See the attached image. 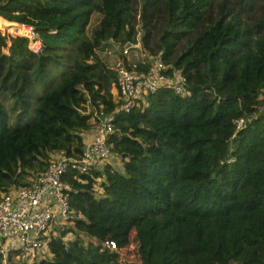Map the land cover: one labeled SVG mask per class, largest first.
Returning a JSON list of instances; mask_svg holds the SVG:
<instances>
[{"label": "trees", "instance_id": "1", "mask_svg": "<svg viewBox=\"0 0 264 264\" xmlns=\"http://www.w3.org/2000/svg\"><path fill=\"white\" fill-rule=\"evenodd\" d=\"M98 14L108 30L90 34ZM9 21L31 26L40 49L14 35L6 54L0 34V192L54 152L80 153L95 112L114 119L111 159L63 175L72 225L48 257L17 249L0 264H123L101 242L122 249L132 235L141 264H264V0H0V30ZM139 26L145 58L127 68L159 57L186 93L160 87L116 113L115 73L97 50L136 45Z\"/></svg>", "mask_w": 264, "mask_h": 264}, {"label": "built area", "instance_id": "2", "mask_svg": "<svg viewBox=\"0 0 264 264\" xmlns=\"http://www.w3.org/2000/svg\"><path fill=\"white\" fill-rule=\"evenodd\" d=\"M9 22L15 24L14 27L6 28L9 34L5 36L0 31L4 37V53L8 54L9 35L27 38L28 48L38 52L40 44L33 28L20 22ZM126 53L127 49H124L123 54ZM166 69L167 66L159 57H151L145 71L130 70L122 59H117L112 65L116 78L115 101L118 102L115 112H129L146 95L160 87L172 88L176 94L184 95L185 80L179 73H174L173 77L167 76L164 73ZM260 96L264 97V87L260 90ZM263 109L264 107L261 108ZM113 119V112L103 118L100 113L95 112L90 120V135H84L80 153L66 155L63 150L54 152L44 171L30 177L28 184L12 185L0 192V252L5 257L8 252L17 249H21L28 260L48 257V242L51 237L72 225L67 220L72 213L67 192L70 187L63 181V175L69 168L79 173H88L102 168L111 159L112 145L108 138L112 133ZM250 119L251 117L246 116L235 120V133L244 128ZM231 161V158L226 160ZM101 245L111 251L117 248L110 241H103Z\"/></svg>", "mask_w": 264, "mask_h": 264}, {"label": "rangeland", "instance_id": "3", "mask_svg": "<svg viewBox=\"0 0 264 264\" xmlns=\"http://www.w3.org/2000/svg\"><path fill=\"white\" fill-rule=\"evenodd\" d=\"M165 0H147V3L149 6L154 5H163ZM102 26L106 31L108 30V20L101 16V14L95 15L92 19L91 26L89 33H93L94 28ZM1 33L6 36L9 33L5 29L0 30ZM142 35L141 27L139 26V35L137 36V44L136 45H130L129 43L122 42V41H113L109 39L108 41L104 42L101 45V48L97 50V53L99 57L108 65V67H112V65L115 63V61L120 57L121 52L124 49H127L126 55L122 58L126 64L129 65H136L138 63H141L144 61L145 55L143 52V46L140 42ZM14 35H9V37ZM178 74V72H175ZM116 90L114 89V92ZM121 163H117L114 167L120 168ZM30 178V177H29ZM28 180V177H27ZM74 235L71 233L69 238L66 239H72ZM84 242L92 241L94 243H98V241L94 238L83 236ZM129 244L122 249H115L119 255H120V261L123 264H141L138 254L136 253V243L133 239V235L130 238ZM20 262H18L19 264Z\"/></svg>", "mask_w": 264, "mask_h": 264}, {"label": "crops", "instance_id": "4", "mask_svg": "<svg viewBox=\"0 0 264 264\" xmlns=\"http://www.w3.org/2000/svg\"><path fill=\"white\" fill-rule=\"evenodd\" d=\"M88 135H90V133Z\"/></svg>", "mask_w": 264, "mask_h": 264}]
</instances>
